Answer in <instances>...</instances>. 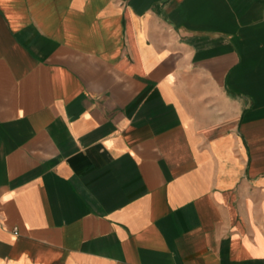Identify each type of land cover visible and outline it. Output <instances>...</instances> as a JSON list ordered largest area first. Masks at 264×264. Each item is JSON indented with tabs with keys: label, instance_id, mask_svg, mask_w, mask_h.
<instances>
[{
	"label": "crops",
	"instance_id": "crops-1",
	"mask_svg": "<svg viewBox=\"0 0 264 264\" xmlns=\"http://www.w3.org/2000/svg\"><path fill=\"white\" fill-rule=\"evenodd\" d=\"M0 264H264V0H0Z\"/></svg>",
	"mask_w": 264,
	"mask_h": 264
},
{
	"label": "built area",
	"instance_id": "built-area-1",
	"mask_svg": "<svg viewBox=\"0 0 264 264\" xmlns=\"http://www.w3.org/2000/svg\"><path fill=\"white\" fill-rule=\"evenodd\" d=\"M16 232V231H15Z\"/></svg>",
	"mask_w": 264,
	"mask_h": 264
}]
</instances>
